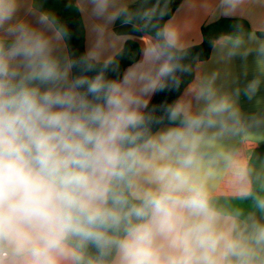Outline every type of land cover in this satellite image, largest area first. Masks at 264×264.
<instances>
[{
	"label": "clouds",
	"instance_id": "1",
	"mask_svg": "<svg viewBox=\"0 0 264 264\" xmlns=\"http://www.w3.org/2000/svg\"><path fill=\"white\" fill-rule=\"evenodd\" d=\"M90 3L98 17L120 15L116 0ZM19 8L0 0V264H93L89 244L108 264H255L256 249L221 225L196 175L207 130L216 138L239 123L229 99L201 90L199 114L170 108L179 126L153 134L150 124L163 121L128 86L102 72L70 75L95 66L57 54L53 41L68 32L55 16L38 17L49 37L18 19ZM156 36L159 75L187 71L171 63L174 32ZM256 205L264 210V198ZM251 241L264 247V226Z\"/></svg>",
	"mask_w": 264,
	"mask_h": 264
},
{
	"label": "crops",
	"instance_id": "2",
	"mask_svg": "<svg viewBox=\"0 0 264 264\" xmlns=\"http://www.w3.org/2000/svg\"><path fill=\"white\" fill-rule=\"evenodd\" d=\"M60 1L73 5L78 12L86 55L95 66L92 74L113 61L127 42L138 45L137 59L117 83L128 86L146 105L144 112L164 76L159 75L163 60L155 58L154 48L159 43L142 30V24L167 15L174 0H116L121 12L115 19L94 15L90 0ZM233 3L234 0H181L164 29L174 32V48L185 50L202 44L204 27L222 20L228 22V34L215 40L209 60L195 65L193 81L183 90L175 107L189 115L199 114L206 102L196 97L201 90L211 89L217 98L227 97L238 110L239 123L234 131L212 138L217 129L207 130L196 175L205 183L214 207L221 213V225L234 224L233 235L256 249L255 264H264V247L251 241L254 226H264V217L247 223L230 212L231 205L236 206L239 199L252 194L254 184L264 190V0H243L238 6ZM41 13L45 12L40 0H20L17 18L51 37L53 32L38 23ZM53 43L61 59L70 58L65 38ZM70 75L73 76L72 70ZM252 84L256 87L249 99L245 93ZM169 127L175 126L163 125L156 133ZM240 169H245L243 177L238 175Z\"/></svg>",
	"mask_w": 264,
	"mask_h": 264
},
{
	"label": "trees",
	"instance_id": "3",
	"mask_svg": "<svg viewBox=\"0 0 264 264\" xmlns=\"http://www.w3.org/2000/svg\"><path fill=\"white\" fill-rule=\"evenodd\" d=\"M181 0H174L171 11L159 18L148 19L142 24V30L154 37L159 44L162 40L156 36L158 31L164 29L165 23L172 17L175 10L178 8ZM45 13L51 16H55L58 24L63 26L68 35L65 38L69 47L70 59L80 60L86 59L89 63L85 51L84 32L82 24L80 22L78 12L76 8L69 4L61 2L60 0H40ZM226 21H220L216 24L209 25L203 28V42L200 45L190 47L185 50H178L173 48L168 49L172 60L171 63L178 64L181 68L187 69V71L177 70L172 76L163 77L153 101L144 111L146 115L153 117L154 120H162V123H151L150 129L155 134L163 125L169 124L179 126L180 121L174 123L167 119L168 109L174 108L175 103L183 90L189 85L194 78V68L198 62H204L210 59L214 42L218 38L225 36L227 33ZM264 36V35H261ZM139 55V47L133 42H127L124 50L110 63L107 67H103L97 74L103 73L105 79L118 82L126 68L131 62L137 59ZM73 77L77 75H87L94 77L97 74L91 72H82L80 68L72 69ZM178 81V83H177ZM264 198V190L258 188V185L254 184V191L246 198L239 199L236 206H230L231 214L240 217L247 223L256 217H264V210H261L256 205V198ZM85 260L93 261V264H97V261L103 259L104 264H108L111 257L100 258L97 249L93 245H87L84 249Z\"/></svg>",
	"mask_w": 264,
	"mask_h": 264
}]
</instances>
